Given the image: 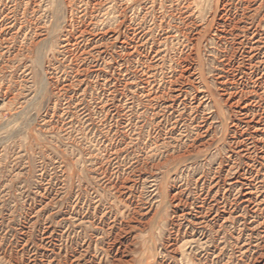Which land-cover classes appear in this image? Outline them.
Instances as JSON below:
<instances>
[{
    "label": "rangeland",
    "instance_id": "rangeland-1",
    "mask_svg": "<svg viewBox=\"0 0 264 264\" xmlns=\"http://www.w3.org/2000/svg\"><path fill=\"white\" fill-rule=\"evenodd\" d=\"M0 264H264V0H0Z\"/></svg>",
    "mask_w": 264,
    "mask_h": 264
}]
</instances>
